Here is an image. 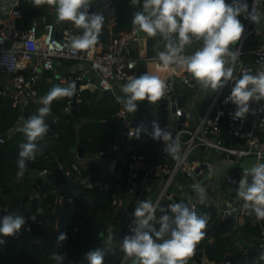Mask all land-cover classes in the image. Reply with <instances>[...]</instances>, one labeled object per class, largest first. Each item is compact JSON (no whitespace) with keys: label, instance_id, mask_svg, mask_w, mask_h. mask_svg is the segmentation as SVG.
Segmentation results:
<instances>
[{"label":"trees","instance_id":"1","mask_svg":"<svg viewBox=\"0 0 264 264\" xmlns=\"http://www.w3.org/2000/svg\"><path fill=\"white\" fill-rule=\"evenodd\" d=\"M250 1L246 0L247 3ZM142 2L143 0L138 5L137 11L142 10ZM228 2L231 3V0ZM19 8L21 15L15 18V26L19 32L27 29L34 17L40 18L43 14L40 10L42 5L34 6L27 0H21ZM102 15L104 16L103 11ZM132 18L133 14L130 21H127L129 25L126 29L120 27L126 23V20L119 19L118 24L113 26L111 38L120 36L133 26ZM106 29L103 25L99 35V40L103 42H106V38L102 37L106 34ZM260 38V34L244 38L240 55L242 62L247 63L255 58L252 50L258 46ZM166 43L161 35L158 41L148 40L149 49L147 48L145 53L146 57L158 56V52L165 51ZM202 43L193 39L191 46H200ZM97 44V49L101 50ZM109 47L110 43L104 49ZM234 47L235 44L230 46L231 49ZM25 73L28 76L30 69H26ZM51 74H53L52 70H42L37 77V83L31 89L37 101L28 99L22 105H14L10 96H0L1 134L13 124L19 113L22 112L26 119L39 115V109L44 107L40 102L41 97L43 98L53 87L68 88L72 85L68 81L47 80V76ZM76 87L75 85V89ZM116 97H123L120 90L114 93L111 90L84 87L80 91L76 112H72L67 103L72 99V95L52 101L51 111L44 117V123L48 126L47 131L32 142L35 144V159L23 158V169L40 172L46 168L47 173L50 172L55 177L45 180L39 188L43 211L37 213L35 219L30 222L31 237H26L21 232L17 237L5 236L6 242L0 243V264H65L67 262L91 264L88 254L96 251L102 254L103 264H120L124 254L120 245L125 236L132 234L131 230L137 228L138 224L136 222L131 224L121 234L114 231V238L118 241L116 244L102 240L100 232L107 228L115 212L112 205L113 193H118L117 189L128 190L125 183L130 156L121 154L112 156L115 158L114 171L109 175L108 186L103 188L96 185L87 187L73 178L78 171L93 183H97L105 177L106 170L103 158L98 159L95 156L102 150L106 151L110 146L124 144L128 127L115 115L119 104ZM260 101L264 102V99ZM155 121H157L155 117L149 116L146 134L155 133L157 128L162 129L163 124L160 122L154 125ZM24 143H28V140L22 129L0 142V167L3 168L0 169V180L4 183L2 194L12 193L9 201L2 200V195L0 197V218L9 214L15 216V207L21 203L19 194H16L15 190L8 192L5 187H10L12 183L17 191L20 190L21 182L16 181L14 176L18 170H21L19 160L22 158L19 153L22 151L20 145ZM77 145L83 149L81 156L83 161L81 158H76V153L72 150V147ZM139 152L149 157V151ZM174 158L175 155L172 156V160ZM5 171H9V175H6ZM229 171L236 177L243 174L237 166L229 167ZM66 172L71 177L66 175ZM205 186L212 195L215 194L210 183L207 182ZM170 205V200L164 197L155 205V217L149 223L156 230H159L161 216L167 214L170 218H174ZM217 211L213 204L206 201L195 205V212L199 216H207V228L216 217ZM262 227H264V217L260 222H252L247 218L243 223H238L235 210L229 209L207 237L203 246L204 253L209 260L219 262L243 248L244 251L232 259L233 264H264ZM61 233H66L65 240L58 239ZM165 238L169 237L166 235ZM53 253L61 256L62 259L59 261L52 259Z\"/></svg>","mask_w":264,"mask_h":264},{"label":"built area","instance_id":"2","mask_svg":"<svg viewBox=\"0 0 264 264\" xmlns=\"http://www.w3.org/2000/svg\"><path fill=\"white\" fill-rule=\"evenodd\" d=\"M21 0H0V10L7 16V19H15L21 15L19 8ZM32 1V0H29ZM103 13L108 17L115 12L113 0H100ZM249 11L255 8L257 14H261V0H251L247 3ZM241 22L245 25V31L240 39L230 51L237 55L235 64L231 61L228 67H233V78L228 81L225 86L220 87L215 92L210 101L206 112L199 117L194 128L177 129L174 135L172 147H176L174 142L178 139L179 147L176 150L175 158L172 161L153 162L143 152H134L131 154L129 161V169L127 171L126 187L132 189L136 183V178L143 172L144 175L163 176V184L160 190V196L170 199L168 185L178 170H189L194 167V163L189 160L190 151L197 145H204L209 148L216 149L217 152H225L226 156L234 155L238 159L244 156L254 155L256 157L264 156V102L256 99H250L248 102L249 111L243 117H236L237 105L231 99H227L231 93L232 86L235 81L240 78L242 73L257 75L258 72L264 71V35H261L260 43L252 50L255 58L247 63L241 61L242 53L241 46L244 38H246L248 25L252 22L245 18L242 14ZM39 25L43 26V32L38 33ZM83 29L76 27L71 21H65V24L60 25L57 35L56 23L49 20L45 14L40 18L34 17L30 26L19 32L13 20L0 24V72L9 74L10 81L7 87L0 86V96L6 95L12 98L14 105H22L24 101L31 99L37 101V98L32 93V87L37 83L38 73L42 70H54L55 65L59 64L62 58L74 59L86 62L89 68L94 72H85L83 70L76 71L71 74L56 73L47 76V80L68 81L76 85L75 101H80V91L84 87L93 86V88H101L103 90H111L115 92L116 84H120L122 88L130 77H138L136 71L127 69V66L137 60L147 59L143 51L134 54L131 49L132 42L140 38L138 26H131L125 30L120 36L112 37L110 47L108 49L99 50L97 46L83 51H74L71 48V41L75 37L83 35ZM261 33V32H260ZM264 33V32H263ZM257 33L256 35H258ZM202 46L188 45L184 48L181 55L188 56L193 54ZM149 58V57H148ZM153 60L155 68L165 72L163 81L166 84L164 95L162 98L167 101L165 108L170 109V105L176 106L175 112L180 115L183 108L179 104L176 96L177 82L181 81L190 87H194L196 83L189 76L185 68L179 63L163 64L158 56L150 58ZM180 66L178 72L175 67ZM26 69H30V74L27 76ZM251 87V85L249 86ZM121 100L127 99L125 93ZM42 99V97H41ZM71 99L67 101L70 104ZM118 108L115 115L121 118L125 126L128 127L127 135L133 134L135 130V114L124 109L121 102H118ZM25 115L21 112L18 114L13 124L3 133H0V142L11 137L14 133L23 128L26 122ZM226 124L228 134L241 136L244 140L239 145H226L221 140L214 139V136L222 132V124ZM160 136L155 133L141 135L142 142L158 143L169 141L164 138L165 134H170V125L166 121L160 130ZM171 143V142H170ZM239 143V142H238ZM237 143V144H238ZM119 150L120 146H110L106 151H100L101 157H105L106 153ZM133 152V151H132ZM119 154V153H118ZM77 156V155H76ZM106 159V158H105ZM104 163V162H103ZM109 174L114 171V162L109 158ZM75 168H78L75 166ZM243 174L236 177L234 174L229 176L232 182H241L245 176L246 169H241ZM46 168L42 169L39 174H46ZM66 175H71L66 172ZM74 180L87 186L93 187L96 185L99 188L108 186L109 182L102 181L101 183H93L87 176L82 175L77 171ZM213 188H217L216 183L212 184ZM70 200V198H68ZM209 200L204 198L196 200L192 203L190 209L195 211V205ZM123 203V199L119 193H113L112 205L116 211ZM257 207L264 206L256 205L252 201H246L243 196L240 197L236 209L239 210L238 223H243L245 219H250L252 222H260L262 217H259L256 211ZM224 209L222 217L225 215ZM35 213H28L24 216L25 223L23 226L27 231H30V222L35 219ZM136 220H132V224ZM130 222V223H131ZM129 223V224H130ZM19 232L14 234L15 237ZM261 240H264V227L261 231ZM102 240L109 244H116L118 241L114 238V228H106L100 232ZM6 242V237L0 235V243ZM121 246V245H120ZM202 258H207L203 253ZM128 258L123 254L120 264H125ZM215 264H233L232 260H223L214 262Z\"/></svg>","mask_w":264,"mask_h":264},{"label":"clouds","instance_id":"3","mask_svg":"<svg viewBox=\"0 0 264 264\" xmlns=\"http://www.w3.org/2000/svg\"><path fill=\"white\" fill-rule=\"evenodd\" d=\"M34 6L45 3L56 6L58 21H71L76 27L82 28L83 35L71 41L74 51L88 50L96 45L101 33L104 16L89 13V0H32ZM141 0H131L132 5H139ZM259 24L261 14L255 8L250 12L246 0H143L142 10L133 14L132 24L146 33L148 37L161 35L167 42L165 51L158 52V58L163 64L179 63L191 74L193 79L203 88L216 90L225 86L233 78V67H226L231 61L234 65L237 55L230 51V46L240 41L245 25L241 15ZM175 37V40H173ZM193 39L202 41V47L193 54L181 55L184 48L191 45ZM133 65H129L132 67ZM251 85V87H249ZM166 84L159 77L142 74L130 77L121 91L127 99L121 102L127 112H135L136 101L147 99L157 102L163 95ZM75 89L72 84L68 88L53 87L42 99L44 107L39 109V115L28 118L22 128L28 143L21 144L19 166L24 167V159H35V144L32 143L47 131L44 117L51 111L54 99L71 96ZM227 99L237 105L236 117H243L249 111L250 99H264V71L257 75L242 73L232 86ZM139 128L136 135L139 136ZM159 128L155 135L160 136ZM132 135V134H130ZM166 140L170 134H165ZM170 145L173 154L179 147ZM253 183L246 192L240 195L246 201L264 206V165L252 169ZM243 185V182H242ZM174 218L165 214L160 217V227L156 230L149 221L155 217L156 208L150 200L141 201L133 215L137 218V228L125 236L121 251L126 258L132 259L133 264H187L194 255L197 244L204 238L207 228V216H199L194 210L183 203L170 205ZM259 217H264V208L257 207ZM25 220L21 216L5 215L0 218V235L11 236L18 232ZM147 229V230H144ZM169 238H165V236ZM66 233H61L59 240H65ZM91 264H103V256L99 251L88 254ZM134 258V259H133ZM52 259L57 261L62 257L56 253Z\"/></svg>","mask_w":264,"mask_h":264},{"label":"water","instance_id":"4","mask_svg":"<svg viewBox=\"0 0 264 264\" xmlns=\"http://www.w3.org/2000/svg\"><path fill=\"white\" fill-rule=\"evenodd\" d=\"M261 22L259 24L251 22L248 25V32L246 37L255 36L257 33L264 32V0H261ZM89 13H95L94 8L89 6L88 9ZM61 25V21L56 22V34L60 36L58 33L59 28ZM93 88V86H89ZM140 109V116L143 118V124L140 120L136 121V127L131 136L127 137V141L125 142V147L122 145L120 146L119 150H114L113 152L106 153V159L103 160L105 163V177L102 178L97 184L101 183L102 181L109 182V158L112 157L114 154L118 153H126L130 154L131 151H136L138 149L142 151H152V150H160L165 153L172 152L170 148V142L174 140V135L177 129L182 127L183 123V112L178 115L175 112L176 106L170 105V109L167 110L165 108L167 101L164 100L162 97L155 103L149 102L147 99L136 101L135 102ZM77 102L75 101V93L72 94V99L69 104V108L72 112L77 111ZM149 116L155 117L157 120L162 122L168 121L170 125V139L166 142H158V143H145L141 140V135L143 134L144 124L146 119ZM137 128H139V136L137 137L134 135L136 133ZM214 139L221 140L222 143L226 145H231L233 142H239V145L244 138L241 136H237L234 134H229L225 136V133L221 132L218 135L214 136ZM72 150L76 153L77 156L81 157L83 154V149L80 145L72 147ZM218 158H228L230 161L236 163V166L239 169H246L245 176L243 181L241 182H232L229 179L228 169L229 168H221L217 163H210L208 161H199L197 162L192 169L189 170H178L170 184L168 185V191L170 192V200L173 201V204L176 203H183L185 206L189 207L192 203H195L196 200L204 198L206 194L204 193L201 184L206 181H216L217 185V193L221 195L225 202V208L227 210L233 209L235 210V217L236 221L238 222L239 218V210L236 209L237 204L239 203V199L241 197V192H246L247 188L250 187L253 183V176L254 173L252 169L258 165H264V156L256 157L254 155L244 156L242 159H238L234 155L226 156V153L221 151L218 152ZM27 171V168H25ZM143 174V172L141 171ZM150 178H161L166 177V174L163 176H154V175H147ZM55 177L52 173H46L39 175L35 178L34 182L32 183L31 187L29 188V193L23 196V202L27 204L28 212L30 213H40L43 211V200L40 196L39 188L45 180H50ZM243 182V185H242ZM141 190V186L138 184L133 185L132 189L128 191H122L121 189H117V192L121 195L123 199V203L119 206V208L114 212L113 217L111 218L110 222L113 224L115 228V232L123 233L129 223L132 220H136L137 218L133 215L135 208L139 206L142 200H136V196L139 194ZM226 197V198H225ZM17 216H21L24 219L23 214H19ZM222 213L220 211L217 212L216 217L210 224V226L205 229V236L204 238L197 244L194 255L188 259L187 264H215L213 261L202 258L204 253V244L206 242L207 237H209L217 224V222L221 219ZM236 227V226H235ZM22 234L27 237H31L30 232L25 229L22 225L20 230ZM261 244L264 246V240H261ZM244 249L240 248L237 252L231 253L227 256V260H232L237 254L243 252ZM134 259V258H133ZM65 264H71L67 262ZM126 264H133L132 259L127 260Z\"/></svg>","mask_w":264,"mask_h":264},{"label":"crops","instance_id":"5","mask_svg":"<svg viewBox=\"0 0 264 264\" xmlns=\"http://www.w3.org/2000/svg\"><path fill=\"white\" fill-rule=\"evenodd\" d=\"M27 1L31 2V4H33L32 1H29V0H27ZM89 2H90V7L94 8L95 13L102 14L103 10L101 8L100 0H89ZM113 5L115 8L114 14H112L108 17L104 14L105 18H104L103 25L107 29H106V34L102 35V37L106 38V42H103V41L99 40L100 38H98V42H97L98 44L96 43L97 45H99L101 50H104V48L109 45V43H110L109 41L112 39L111 36L113 34V26L118 24L119 19L126 20L125 24L120 25L121 28L126 29L127 26L129 25V22H127V21H130L131 14H134V12H136L138 10V7H139L138 5H135V6L132 5L131 0H113ZM40 10H41V12H43V14H45L48 17L49 20H52L55 23L58 21L55 5H49V4L45 3L42 5V8ZM10 20H13L15 23V19H12V18L7 19V16H5L0 10V24H3V23L10 21ZM63 24H65V21H61V25H63ZM120 27H118V28H120ZM139 31H140V38L138 40L132 42L131 49H132V52L134 54H137L140 51H143L145 54L147 51V48L149 49V45L147 46L148 40L153 39V40L158 41L160 38V35L157 34V36H155V37H148L146 35V33L142 32L140 29H139ZM42 32H43V26H39L38 33L40 34ZM259 34L264 35V33H259ZM200 46H202V45H200ZM129 65H133V66L129 67ZM129 65L127 66V69L131 70V71H136L138 76L146 73L149 75L157 76L161 80H163V78H164L165 72L163 70H159V69L155 68L153 60L150 58L137 60L136 62H132ZM226 67H228V64L226 65ZM175 69L179 72L181 70V67L176 66ZM80 70L94 74V72L89 68L88 63L78 61V60H74V59H69V58H62L60 60L59 64L55 65L54 70H52V73L53 74L63 73L65 75H67V74L75 73L76 71H80ZM40 74L41 73H38V75H40ZM188 74L192 78V80L196 83V85L194 87H190L187 84H185L181 81H178L177 86H176V96L179 100L180 106L183 108L182 127L183 128H194L198 122L199 117L202 116L206 112L207 107H208L210 101L212 100L217 89L212 90L211 88L201 87L193 79L191 74L190 73H188ZM9 81H10L9 74L6 72H0V86L7 87L9 85ZM120 87H121L120 84H116L117 90H115V92L117 93V91L120 90V92L122 94ZM140 109H141V107H139L137 105V109L134 112V114H135V125H136L137 120H140L141 123L143 124V118H141V116H140V114H141ZM148 118L146 119V122L144 124L143 133H145V131L148 129L147 128L148 127ZM160 122L162 124L165 123V122H162L160 120H157L154 122V125L159 124ZM151 127L149 129H151ZM222 132L225 133V136L229 135L227 132L225 123L222 124ZM129 136H131V135H129ZM127 137H128V135H127ZM126 141H127V138H126L125 142ZM125 142L123 144L124 147H125ZM172 143L173 142L171 141L170 145ZM237 143L238 142H233L232 144L237 145ZM139 151H142V150L138 149V150L133 151V152L131 151L130 154H126V153H119V154L128 155L131 157V154H133L134 152H139ZM149 152L150 153H149L148 158L153 162L172 161V156H174L176 153V152L174 154H173V152L165 153V152L160 151V150H152ZM95 157L99 159V158H101V155L99 154V155H96ZM76 158H81V157L76 156ZM96 158H95V160H96ZM102 158L104 160L106 157H102ZM111 158H112V162H115V158H113V157H111ZM169 159H171V160H169ZM81 160L83 161L82 158H81ZM156 160H158V161H156ZM161 160H163V161H161ZM189 160L191 162H193L194 164H196L199 161L205 160V161H208L210 163H217L221 168H229L231 166H236V163L230 161V159H228V158H218V152L216 151V149L209 148V147H206L204 145L195 146L189 153ZM1 168L2 167H0V169ZM4 170H5V168H4ZM5 172H6V175H9V171H5ZM0 173H1V170H0ZM39 175H40L39 172L34 171V170H30L28 168H27V171L25 169L18 170L14 176V179L16 181L21 182L20 190L17 191L13 187L12 183H11L10 187H8V188L5 187V189L8 192L10 190H15L16 194L18 193L19 196L21 197V203L15 207V210H16L15 216H17L19 214H23L25 216L26 214L29 213L28 208H27V204H25L23 202V196L26 195L27 193H29V188L31 187L35 178ZM228 175L229 176L232 175V173L229 171V169H228ZM2 181L3 180H0V197L2 195V200L9 201V200H11V194L12 193L6 194V195L2 194L3 193L2 190L4 188V183ZM207 182L211 184V187H212L213 183H217V182L211 181V180L210 181L205 180L201 184V187H202L204 193L206 194L205 198L209 200V203L213 204L218 209V211H220L223 214L224 209L227 211V209L225 208L226 199H224L223 197H221V195H219L217 193V191H218L217 188L212 187V191L214 190V192H215V194L212 195L207 190V188L205 186V184ZM135 184H138L139 186H141V190H140L139 194L136 196V199L134 202H136V200H142V201L150 200L155 206L157 204V202L161 198H163L160 196V190H161V187L163 184V177H161V178H150L147 175L140 173L138 175V177L136 178ZM170 204L171 205L173 204L172 200H170ZM136 221H137V219H136ZM131 224H132V222L128 225V227ZM112 227L114 228L113 224H111V222H109L107 224V228L112 229ZM114 230H115V228H114Z\"/></svg>","mask_w":264,"mask_h":264}]
</instances>
